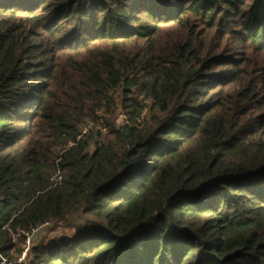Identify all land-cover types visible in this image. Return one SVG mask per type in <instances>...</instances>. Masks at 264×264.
<instances>
[{
  "label": "trees",
  "instance_id": "obj_1",
  "mask_svg": "<svg viewBox=\"0 0 264 264\" xmlns=\"http://www.w3.org/2000/svg\"><path fill=\"white\" fill-rule=\"evenodd\" d=\"M2 260L264 264V0H0Z\"/></svg>",
  "mask_w": 264,
  "mask_h": 264
},
{
  "label": "rangeland",
  "instance_id": "obj_2",
  "mask_svg": "<svg viewBox=\"0 0 264 264\" xmlns=\"http://www.w3.org/2000/svg\"><path fill=\"white\" fill-rule=\"evenodd\" d=\"M89 128L98 127H93L92 123H89L86 128H84L83 132H86V130H88ZM84 219L85 217L81 214L80 210L72 212L61 221L49 223L42 226L35 234L32 241L33 243H38L41 241L43 244H46L54 238H58L64 235H70L73 233L74 226L83 222Z\"/></svg>",
  "mask_w": 264,
  "mask_h": 264
},
{
  "label": "built area",
  "instance_id": "obj_3",
  "mask_svg": "<svg viewBox=\"0 0 264 264\" xmlns=\"http://www.w3.org/2000/svg\"><path fill=\"white\" fill-rule=\"evenodd\" d=\"M47 224V223H46ZM44 224V225H46ZM44 225H41L39 227H36L34 229H32L29 233H24L25 237H26V245H25V248H24V251L22 252L21 256L18 258L17 262L20 263L24 260L25 258V254L27 252V249H28V246L30 244V241L31 239L35 236V234L39 231V229L44 226ZM0 264H6V262L4 260H2L0 262Z\"/></svg>",
  "mask_w": 264,
  "mask_h": 264
}]
</instances>
